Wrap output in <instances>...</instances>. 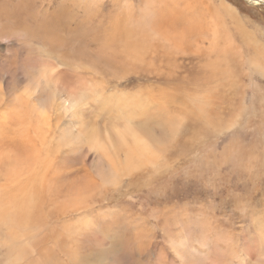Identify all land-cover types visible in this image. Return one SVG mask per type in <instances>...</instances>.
I'll use <instances>...</instances> for the list:
<instances>
[{"label": "bare ground", "instance_id": "6f19581e", "mask_svg": "<svg viewBox=\"0 0 264 264\" xmlns=\"http://www.w3.org/2000/svg\"><path fill=\"white\" fill-rule=\"evenodd\" d=\"M38 2L0 0V22H4L0 38L14 37L23 62L29 61L17 73L30 88L22 95L8 93L0 69V234L20 255L4 264L25 259L55 264L54 249L63 252L62 264H85L82 242L91 239L92 230L77 219L82 215V193L73 195L69 222L67 174L52 157L56 138L50 136L61 133L59 138L99 149L95 134L101 127L89 119L93 112L118 120L104 125V130L127 149L131 141L135 148L144 147L141 134H211L221 125L216 121L234 115L238 103L246 104L250 89L240 82L246 76V62L264 73V33L226 0ZM36 51L53 61L48 70H40V63L32 59L30 52ZM54 61L74 71L53 66ZM54 116L62 123L54 126ZM95 166L105 170V160ZM69 240L76 242L75 253ZM29 243L34 247L23 256ZM98 249V245L92 248ZM195 251L188 248L191 255L198 254ZM106 253L111 256V249Z\"/></svg>", "mask_w": 264, "mask_h": 264}, {"label": "rangeland", "instance_id": "374dc122", "mask_svg": "<svg viewBox=\"0 0 264 264\" xmlns=\"http://www.w3.org/2000/svg\"><path fill=\"white\" fill-rule=\"evenodd\" d=\"M39 1V5L48 2ZM226 1L264 33V0H251L257 3ZM3 25L4 22H0V35ZM261 38L264 40L263 35ZM0 44V69L4 73L5 89L8 93L22 95L30 88L18 73H22L20 68L28 60L23 62L14 37L0 38ZM30 54L40 63V70H48L53 62L39 51ZM53 66L60 64L56 62ZM66 68L60 66V69ZM38 70L36 67L34 72ZM244 70L247 77L240 82L250 89L246 106L238 103L237 112L216 121L221 125L211 134L185 131L172 135L169 132L141 134L138 138L144 147L135 148L128 139L132 147L127 149L118 144L115 135L104 130V125L118 120H106L93 112L89 119L97 121L101 127L95 134L100 142L99 149L59 138L60 132L50 136L53 140L56 138V142L53 141L56 157H52L57 158L67 174L68 189L64 196L68 198L69 222L73 218V197L82 193V215L77 219L90 224L92 230L91 239H87L90 242H82L81 256L85 264H92L93 257L96 264H192L196 259L202 264H264V73L254 71L248 62ZM66 71L74 70L68 68ZM43 94L53 98L49 90L44 89ZM55 119L54 126L62 123ZM65 120V123L74 122ZM98 160H105V170L100 171L95 166ZM8 241L0 234V264L20 257ZM94 245L99 247L96 252L92 250ZM69 246L75 253L76 242L69 240ZM32 247V243L25 246L23 256H27ZM108 248L111 256L106 253ZM188 248L198 254L191 255ZM53 251L57 256L54 263L62 264L63 252ZM19 264L36 263L25 259Z\"/></svg>", "mask_w": 264, "mask_h": 264}]
</instances>
